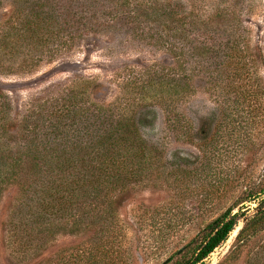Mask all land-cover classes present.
Listing matches in <instances>:
<instances>
[{
    "label": "trees",
    "instance_id": "trees-1",
    "mask_svg": "<svg viewBox=\"0 0 264 264\" xmlns=\"http://www.w3.org/2000/svg\"><path fill=\"white\" fill-rule=\"evenodd\" d=\"M106 1L37 0L26 10L1 18L0 74L32 72L45 60L72 50L92 33H103L113 23L138 20L132 14L149 17L147 10L158 13L163 8L161 3H145L143 7L129 5L131 9L125 11L117 9L115 3L104 5ZM228 16L225 22L232 33L218 47L213 43L217 33L210 35L205 23V29H197L190 39L174 28L163 31L156 23L144 34L154 46L161 45L157 48L172 55L174 65L156 64L135 73L138 79L128 81L125 87L130 97L108 106L94 103L88 93L91 87L84 82L80 88H60L56 98L35 100L23 114L0 89V203L12 189L18 193L5 225L12 258L32 264L48 251L50 239L56 235L77 236L90 226L94 228L92 243L66 252L59 264H132L128 227L118 215L120 202L135 188L159 184L151 173L163 158L159 145L148 141L143 130L153 126L160 109L167 128L177 134L186 126L188 132L187 118L180 111L195 88L188 74L192 72L190 65L179 63L178 52L187 50L210 80L207 91H217L235 108L246 95L255 101L264 94V89L255 86L259 81L257 61L244 46L237 15L231 12ZM98 21L103 30L97 32L94 26ZM259 56L262 60L261 51ZM187 132L184 136L188 137ZM255 201L257 213L219 263L236 264L246 242L264 232V180L255 187L248 186L231 207L208 223L187 250L176 254L175 264H202L228 241L246 217V205ZM160 211L157 208L149 213L160 215ZM160 230L170 233L173 227L162 223ZM158 250L154 249L156 253Z\"/></svg>",
    "mask_w": 264,
    "mask_h": 264
},
{
    "label": "rangeland",
    "instance_id": "rangeland-1",
    "mask_svg": "<svg viewBox=\"0 0 264 264\" xmlns=\"http://www.w3.org/2000/svg\"><path fill=\"white\" fill-rule=\"evenodd\" d=\"M33 1L37 0H0V19L26 10ZM111 3L125 11L131 9L129 5L143 7L145 3H161L163 8L158 13L147 10L149 17L142 8L144 16L132 14L138 20L113 23L108 30L101 29L102 22L98 21L94 29L103 33L90 34L72 50L45 60L32 72L0 74V89L10 96L15 110L25 114L35 100L56 98L60 88H80L84 82L91 87L89 97L98 105L108 106L129 98L125 87L128 81L138 79L135 73L156 64L174 65L172 55L157 48L161 45L154 46L144 33L158 23L163 31L174 28L190 39L197 29H205V23L210 35L217 33L213 43L218 47L232 33L225 22L231 12L237 15L244 46L257 61L255 71L259 81L253 83L264 89V0H108L104 5ZM169 13L174 16H167ZM178 53L179 63L184 67L190 65L192 72L188 74L195 88L193 97L180 111L187 118L188 132L186 126H181L177 134L167 128L160 109L153 126L143 130L148 141L159 145L163 158L151 173L159 184L135 188L120 202L118 215L128 227L132 264H164L168 260L169 264H175L176 254L183 248L187 250L208 223L231 207L248 186L255 187L264 180V94L255 101L246 95L235 108L228 98L219 97L217 91H207L210 80L200 72L197 60L187 50ZM246 85L250 89L251 83ZM186 132L190 136H184ZM17 196L12 189L0 203V264H21L11 257L6 244L5 225ZM257 206V201L246 205L249 211L236 231L255 216ZM157 208L161 214L152 216L149 210ZM162 223L173 230L170 233L160 230ZM83 231L77 236L56 235L50 239L48 251L32 264H59L66 252L88 247L94 228L85 226ZM235 232L202 264L222 262L234 246ZM156 248H160L157 253ZM236 264H264V232L246 242Z\"/></svg>",
    "mask_w": 264,
    "mask_h": 264
},
{
    "label": "water",
    "instance_id": "water-1",
    "mask_svg": "<svg viewBox=\"0 0 264 264\" xmlns=\"http://www.w3.org/2000/svg\"><path fill=\"white\" fill-rule=\"evenodd\" d=\"M242 228H243V227H242ZM242 228H239L237 231L235 230L236 232L234 231V232L236 233V237L238 236V234H239V232L242 230ZM234 232H233V233H234ZM184 250H185V248H183L180 252H183ZM169 263H170V261L168 260V261H166L164 264H169Z\"/></svg>",
    "mask_w": 264,
    "mask_h": 264
}]
</instances>
